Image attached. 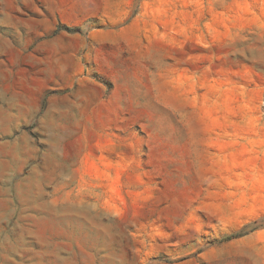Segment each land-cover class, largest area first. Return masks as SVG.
Listing matches in <instances>:
<instances>
[{
  "label": "rangeland",
  "instance_id": "1",
  "mask_svg": "<svg viewBox=\"0 0 264 264\" xmlns=\"http://www.w3.org/2000/svg\"><path fill=\"white\" fill-rule=\"evenodd\" d=\"M0 264H264V0H0Z\"/></svg>",
  "mask_w": 264,
  "mask_h": 264
}]
</instances>
